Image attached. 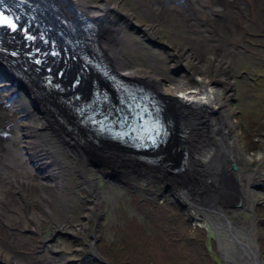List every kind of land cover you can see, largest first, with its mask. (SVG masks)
<instances>
[{
  "label": "bare ground",
  "instance_id": "obj_1",
  "mask_svg": "<svg viewBox=\"0 0 264 264\" xmlns=\"http://www.w3.org/2000/svg\"><path fill=\"white\" fill-rule=\"evenodd\" d=\"M132 1L136 4V12H124L121 15L119 0H102L100 3L52 0L54 6L60 8L57 14L61 21L72 25L76 21L85 20L91 30L87 38L83 37L84 34L65 36L67 39L76 38L78 44L83 42L80 50L77 49L78 44L70 43L63 47L78 62L85 57V69L76 67L73 70L68 65L73 63L70 57L64 58L65 52L61 48L63 44L56 36L57 32H64V28L62 25L59 28L50 24L51 34L48 32V36L55 44L50 49L60 48L57 60L50 61L47 51H43L39 58H46L47 61L31 63L37 70L36 79L46 74L44 69L47 67L61 69L63 76L59 79L55 78V72H48L57 92L46 93L37 82L32 86L22 76L18 78L6 64L3 66L0 63V177L8 175L6 171L10 168L15 171L23 168L19 173H26L23 182L14 181V177L10 176L13 181L6 180L1 184L0 194L6 204L12 199L15 204L31 201L38 205L36 211L28 216H19L18 212H13L12 217L15 218L10 222L16 225L8 229L1 228L5 240L0 241V247L12 256L11 261L15 264H76L68 263L51 245L48 248L43 245L45 259L38 257L35 254L37 249L32 248L34 232L41 230L45 221H52V229L62 227L57 222L59 218L53 213V208L60 209L61 214L69 211L70 204L64 206V194L70 192L64 186L63 175L77 169L86 187L92 191V202L88 210L90 213L86 217L94 219L97 213L105 211H99L96 204L106 198L114 202L119 189H122L118 186H138L150 190L164 187L194 210V218L201 221L204 229L216 237L227 262L264 264L261 250L256 244V225L259 221L256 208L264 204V150H257L259 152L254 157L248 155L233 117V94L230 92L235 84L232 74L239 62V41L230 37L234 27L217 19L212 11L191 10L187 4L191 0H182L183 7L177 6L175 0ZM193 3L197 6L195 1ZM217 4L223 8V4ZM69 7L74 11H70ZM176 11L177 16L172 15ZM213 11H218L222 17L225 14L223 9ZM135 15H141L149 27L138 25L133 17ZM203 17L212 20L211 26L193 21L194 18ZM159 24L172 31V35L179 41L174 49L168 48L174 58L171 65L173 74L177 76L176 81L162 73L165 62L157 60L160 52L154 53L149 46ZM140 35L147 45L144 49L139 46ZM93 52L98 53L106 62L104 64H107L106 69L113 71L126 86L127 81L142 83L161 102L169 104L175 100L181 114L190 115L187 120L172 119L175 117L167 115L175 134H182V143L179 145L187 150L185 157H182L184 167H189V174L190 167L196 168L195 171L192 169L188 180L174 181L184 173L182 171H186L183 169L178 170L177 174H166L164 169L156 170L139 163L96 162L85 153L84 143L99 145L101 148L103 141L95 138L91 132L88 134L84 127L74 126V119L60 105L65 104L70 110L72 102L80 103L79 106L85 104V112L95 108L97 116L112 112L113 91L101 89L99 86L105 89L108 86L96 80L90 83L94 79L89 72L94 59L90 54ZM139 52L148 63L147 68L138 64ZM75 79L78 84L66 92L65 87L69 88ZM86 83L91 85L89 91H94L98 96L96 102L82 94ZM60 96L66 103H61L59 99L56 101ZM102 104L107 107H100ZM33 111H37L39 117ZM15 117L21 125L13 120ZM182 120L185 122L182 123ZM181 130L184 131L180 133ZM109 156L113 155L107 153L106 157ZM258 173L262 176H258ZM13 183L20 187L19 192ZM11 187L13 190H10ZM258 194H263L261 201L257 199ZM0 205L3 203L0 202ZM69 218L72 216L66 221ZM23 221L26 223V231L17 227ZM77 227L83 229L86 224ZM93 237L97 238L95 231ZM42 238L47 242L44 234ZM25 251H31L32 254L27 256ZM0 262L6 261L2 258Z\"/></svg>",
  "mask_w": 264,
  "mask_h": 264
},
{
  "label": "rangeland",
  "instance_id": "obj_2",
  "mask_svg": "<svg viewBox=\"0 0 264 264\" xmlns=\"http://www.w3.org/2000/svg\"><path fill=\"white\" fill-rule=\"evenodd\" d=\"M89 2H101L102 0H87ZM107 1H112V0H107ZM48 4V8L50 9L49 11H53L55 14L60 13V8L58 6H54L52 0H47L46 1ZM119 9L121 12L127 10L131 11L133 13L136 12V4L132 0H119ZM263 8H264V3H263ZM70 11H74L71 7L68 8ZM136 22L139 25H145L148 27V23L146 20L141 16L137 15L136 16ZM68 30L73 31L74 33H81L84 32V28L90 29V25L87 21L85 20H80L76 21L74 24L69 25L67 24ZM160 31L157 35H155V38H153L152 43L149 45L152 47V50L154 53L157 51L160 52V54L156 57L157 60H162L165 62V66L162 70V73L166 75L167 77L173 79L174 81L177 80V76L172 73V62L174 58L172 57V53L168 51V48L171 47L174 49L175 45L177 44L178 40L175 38L174 40L169 36L168 34L171 32H168V30L164 29L162 25H159ZM139 46L144 49V46H147L144 42V37L142 35L139 36ZM148 46V47H149ZM256 53L254 52H248L246 54H243L239 59V62L236 67L235 73L232 74L234 77L232 81L235 82L234 86L232 87V91L230 92L232 95V100H231V106L234 108V113L233 117L235 118V121L237 122V127L239 130L240 134V139L243 142V145L246 147V152H248V155L254 157L259 151L264 150V141H263V134H264V78L258 79L255 84V91L250 90L248 91H243L245 88L244 86L252 84V80L248 78L247 74L240 73L239 69L242 66L249 67L250 69H253V67L257 64L256 62ZM140 63V66L142 68H147L148 63L146 59L141 55V52L137 55ZM255 59V61L251 62V59ZM262 59V58H261ZM246 60V61H245ZM73 64L70 65L71 68H74L77 64L76 61H72ZM242 63L241 65H239ZM263 64L260 63L259 67L262 66ZM261 69V68H259ZM243 72L248 73L246 68L242 69ZM209 71H207V74ZM91 74V73H90ZM239 74L242 76V78H239ZM32 81H35V76H33ZM91 83V82H90ZM191 85V83H190ZM89 83H86L84 86V89L82 90V94L87 95L89 91ZM252 89V88H251ZM255 94V95H254ZM178 102L175 100L172 103H169L168 105L164 104V107H166L169 115H172L175 117V119H189V116H186L184 114H181L182 111L179 107H177ZM33 113L39 117L37 114V111H33ZM173 119V118H172ZM186 119V120H187ZM16 123L21 125V123L18 122V118H13ZM185 122L182 120V123ZM260 123L261 124V131H256L255 129V124L254 123ZM188 128V127H187ZM251 137H253V140L251 141ZM88 146L87 143H84L83 147L85 153L91 158L92 155L95 156V158L98 159V161H102L103 163L111 162V159L109 157H106L107 153L110 152H115V148L112 147V151L108 150L109 146L103 143V148L102 150H94L91 151V148L86 147ZM90 146V145H89ZM180 148V149H179ZM259 150V151H257ZM170 151V156H171V163L178 164L179 162L182 161V154H185V148L184 147H174L172 145V148L169 150ZM245 152V151H244ZM181 153V157H178ZM127 159H119V161H124L127 163H132L133 162H138L137 159L135 158H129L125 156H121ZM255 159V158H254ZM133 161V162H132ZM162 165V164H161ZM171 166L170 164L164 166V168H167ZM29 167V166H28ZM191 171L189 174V167H185L184 173H181L179 177L175 178L174 181H185L186 179L192 175V169L193 171L196 170L195 166L190 167ZM23 170V168L19 169ZM14 169L7 170V173L16 175V172ZM75 172H68L65 175L64 179H68V186L66 188L67 191L70 192V194H64L66 197V201L64 203V206L70 204L69 211L65 212L64 214H61V211L59 209H55L54 213L55 215L60 218L59 223H63L65 227L63 229H52L50 228H45L44 229V234L48 239L49 242L45 245L48 247L50 244H52L55 248V251L66 258V260L73 259V254L68 250L74 248V244L77 245L75 242L74 244L70 239H76V238H85L86 242H88V238L93 235V230L97 231L98 237H111L115 236L114 233H112L110 230H108V227L111 226V228L114 227L113 224H116L118 222L119 217L121 216L122 219L127 223V222H133L135 220L136 224L138 226H142L146 224V228L149 227V221L146 219L147 216L145 213L139 209V205L142 206L145 204L144 198L150 199L149 201H152L153 203L157 205H161L163 207V220L165 223H170L174 220V211L172 209V204L181 211L183 215H185L186 218H191L194 217V210L190 209L189 206L185 205L183 202H181L177 197L169 193L166 189L161 187L159 190H150V189H145V188H136L133 186H118V188L122 187V190H119L117 197L114 202H111L107 198L102 201L100 204H96V208L100 210H105L103 212H99L96 214V217L94 219H90L86 217L88 215V210L90 208V202H92V198L90 197V188L85 186V182L81 178V176L78 174V170H74ZM23 178L20 180H24L26 178V175L21 174ZM79 176V178L77 177ZM119 176V175H117ZM258 176H262V174L258 173ZM10 177L8 175L4 176L3 181H8ZM100 182V181H99ZM16 186V185H15ZM99 187V186H98ZM71 188V189H70ZM100 188V187H99ZM10 190H13L10 188ZM21 190V189H20ZM167 192V193H165ZM174 194V193H173ZM263 194H258L257 199L261 201ZM143 198V199H142ZM0 201L1 198H0ZM17 210L19 213V216H25L26 214L24 213L23 210V203L18 202L17 204H5L2 206L0 209V220H2V223L5 225H8L11 222L8 221V218L13 216V211ZM256 215L259 218V221L257 222L256 225V230H257V244L259 245V248L261 250V255L262 258L264 259V204L258 205L256 208ZM7 216V217H5ZM16 216V217H19ZM72 216V218H69L66 222V219L68 217ZM83 218H86L85 221H83ZM248 218V217H247ZM10 219V220H11ZM85 223L88 224L86 227L83 229H79L77 226ZM25 221L22 222L21 226L19 227L20 230H25ZM192 226H197L199 229L204 228V225L202 224L201 221L197 222L194 221ZM101 227V228H100ZM167 227H169L167 225ZM166 228V226H165ZM174 229H178L177 225H174ZM194 229V227H193ZM54 232V236L50 237V231ZM208 238L211 240L215 239L214 237L207 231ZM1 233V231H0ZM43 231L37 230L34 232V241L37 243L42 242V235ZM67 234L70 236V239L67 238ZM92 242L96 243L95 245H98L97 238L91 240ZM89 241V243H91ZM36 248V245H33ZM33 247V249H34ZM43 247V246H42ZM79 249H85L84 246L78 247ZM44 250V248H43ZM30 253V252H29ZM37 255L41 258H45V255L43 252L39 251L37 252ZM219 256V255H218ZM12 256L6 253V251L0 247V261L1 258L5 259V264H10ZM220 258V256H219ZM221 262L223 264H231L229 262H224L220 258ZM2 263V262H0Z\"/></svg>",
  "mask_w": 264,
  "mask_h": 264
},
{
  "label": "trees",
  "instance_id": "obj_3",
  "mask_svg": "<svg viewBox=\"0 0 264 264\" xmlns=\"http://www.w3.org/2000/svg\"><path fill=\"white\" fill-rule=\"evenodd\" d=\"M140 206L153 231L133 220L122 230L121 239L110 250L101 253L110 264H223L214 240L204 229L192 228L173 206L178 229L170 231L163 220V207L147 199ZM166 226V228H165ZM169 226V225H168ZM105 248L103 243L97 246Z\"/></svg>",
  "mask_w": 264,
  "mask_h": 264
},
{
  "label": "water",
  "instance_id": "obj_4",
  "mask_svg": "<svg viewBox=\"0 0 264 264\" xmlns=\"http://www.w3.org/2000/svg\"><path fill=\"white\" fill-rule=\"evenodd\" d=\"M155 114H157V113H155ZM139 120H141L140 118H139ZM143 126V124L141 123V122H139V123H137V124H134V126H133V128L130 130L131 131V136H133V137H137V138H145L146 140H148V139H150V136H149V133L148 132H151V131H153V129H152V127L151 128H147V127H142ZM164 128H167V129H165V131H167V133L165 134V136L163 137V139H164V141H167V142H169L170 144V148L169 149H171L172 148V145L174 146V147H183V145H179V144H181L182 143V139H181V136L180 135H182V134H175V131H174V129L172 128V126L171 125H168V124H165L164 126H163ZM184 130H181L180 131V133L181 132H183ZM158 141V140H157ZM157 141H154L155 142V144L154 145H152L153 146V148L156 146V143H157ZM185 148V147H184ZM180 149V148H179ZM186 149H185V154H182L184 157H185V155H186ZM178 157H181V153H180V155L178 156ZM185 163H184V161H183V159H182V161L181 162H179V168H180V170H184L185 169ZM187 166V165H186ZM184 167V168H183ZM235 207H236V205H235ZM231 238H233V239H235L233 236L231 237ZM214 239H215V242H216V250H217V253L219 254V256H220V258L224 261V262H227L226 261V259L222 256V253H221V251H220V245H219V242L217 241V239H216V237H214ZM231 242V245H233L232 244V241H230ZM250 244V243H249ZM256 244H257V242H256ZM258 246V245H257ZM249 248H247V250H248ZM258 250H259V248H258ZM247 253H248V251H247ZM260 254V253H259ZM260 257H261V255H260ZM258 259V258H257ZM239 261V260H238ZM248 261H249V259H248ZM229 263H231V262H229ZM234 264V263H233ZM247 264H249L248 262H247ZM254 264H256V263H254Z\"/></svg>",
  "mask_w": 264,
  "mask_h": 264
},
{
  "label": "snow or ice",
  "instance_id": "obj_5",
  "mask_svg": "<svg viewBox=\"0 0 264 264\" xmlns=\"http://www.w3.org/2000/svg\"><path fill=\"white\" fill-rule=\"evenodd\" d=\"M13 27H15V25H13Z\"/></svg>",
  "mask_w": 264,
  "mask_h": 264
}]
</instances>
